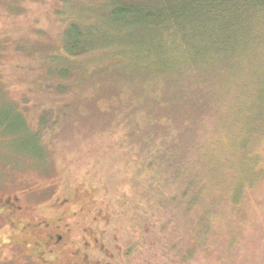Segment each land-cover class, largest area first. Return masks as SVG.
Instances as JSON below:
<instances>
[{
    "label": "trees",
    "instance_id": "trees-1",
    "mask_svg": "<svg viewBox=\"0 0 264 264\" xmlns=\"http://www.w3.org/2000/svg\"><path fill=\"white\" fill-rule=\"evenodd\" d=\"M77 3L44 61L62 80L89 63L107 80L139 78L141 88L155 80L141 110H169L184 127L175 143L179 193L155 189L170 225L159 231L178 257L170 264H264V248L256 254L242 241L244 227L261 223L254 196L264 190V0Z\"/></svg>",
    "mask_w": 264,
    "mask_h": 264
},
{
    "label": "rangeland",
    "instance_id": "rangeland-1",
    "mask_svg": "<svg viewBox=\"0 0 264 264\" xmlns=\"http://www.w3.org/2000/svg\"><path fill=\"white\" fill-rule=\"evenodd\" d=\"M80 1L95 0H0V204L20 197L33 223L63 217L76 244L88 240L96 248L90 264H170L178 257L159 231L169 216L157 206L155 189H177L175 143L184 127L176 129L169 110H141L143 96L153 100L155 80L144 88L139 78L107 80L90 63L72 71L71 77H84L62 80L60 69L44 61V51L60 40L69 7ZM263 196L264 190L254 196L259 227L243 228L242 241L255 244L256 254L264 248ZM101 243L107 255L97 250Z\"/></svg>",
    "mask_w": 264,
    "mask_h": 264
},
{
    "label": "flooded vegetation",
    "instance_id": "flooded-vegetation-1",
    "mask_svg": "<svg viewBox=\"0 0 264 264\" xmlns=\"http://www.w3.org/2000/svg\"><path fill=\"white\" fill-rule=\"evenodd\" d=\"M1 200L0 219L3 222H0V264H27L30 260L34 263L40 260L46 263L50 259L57 264H90L88 256H93L96 248L90 247L88 240L76 244V239L72 237V228L63 221V217L58 222L43 219L33 223L34 218L28 217L20 205V197ZM5 209L7 213L3 217ZM93 238L97 241V238ZM94 245L96 247L95 243ZM97 250L100 255L108 254L102 243L97 246ZM110 251L113 252L111 249Z\"/></svg>",
    "mask_w": 264,
    "mask_h": 264
}]
</instances>
